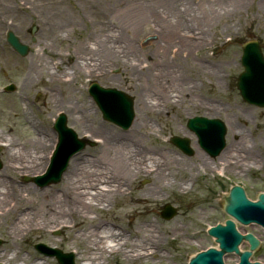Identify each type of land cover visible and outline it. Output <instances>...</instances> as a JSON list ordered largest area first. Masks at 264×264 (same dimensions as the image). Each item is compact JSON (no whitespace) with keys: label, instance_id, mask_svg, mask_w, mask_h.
Wrapping results in <instances>:
<instances>
[{"label":"rangeland","instance_id":"obj_1","mask_svg":"<svg viewBox=\"0 0 264 264\" xmlns=\"http://www.w3.org/2000/svg\"><path fill=\"white\" fill-rule=\"evenodd\" d=\"M134 1L136 0H0V139H7L11 147L15 145L14 141H17L16 144L28 146L25 142L37 138L36 128L41 126L50 134H45L46 140L55 136L57 141L58 135L53 125L59 111L64 110L68 125L75 129L80 138L87 137L90 141L77 153H100V132L81 130L79 124L71 121L68 104L73 103L77 108L88 107L86 117L89 125L127 133L131 126L124 129L102 117L101 110L89 94L90 84L95 81L102 86L116 87L130 94L135 100L136 120L139 115L138 93L145 91L143 88L147 86L145 80L135 76L142 75L141 69L162 65L167 70L166 74L183 77L187 81L186 87L189 88H184L186 93L180 90L182 94L178 91L171 92L170 99L154 95V100H150L151 105L156 102L161 112H145V125L137 133L146 146L171 151L183 160L181 169H173V174L181 185L164 188L160 197L148 198L138 203L140 201L137 197L144 193L143 188L153 181L152 176L139 174L126 187L128 191L113 199L106 209L88 211L82 219H75L74 216H54L49 219L44 214L35 212L36 220L33 223L39 222L40 226L34 227L36 224L30 225L33 223L27 222L18 230L11 229L22 211L16 204L10 212L0 215V239L3 241L0 244V251H3L0 253V261H5V264H59L55 257L40 253L35 248L38 243L56 245L65 252L72 251L75 264H82L76 252L81 250L83 244L73 240L80 232L107 224L124 232L126 237H129V231L132 240H136L135 230L142 227L144 224L141 223L145 221L154 222V229L157 230L155 234H160L162 238L161 243L150 242L152 250H158V253L144 260L130 258L120 252L106 256L98 263L189 264L191 255H195L199 249L217 246L215 239L208 234V229L212 224L225 222L230 217L224 210L222 194L227 187L232 183H241L251 199H256L259 192L264 190V110L245 102L237 88L238 76L244 69L241 63L243 44L251 39H258L264 44V7H260L264 6V0H247L241 12L224 13L215 17L208 29L206 28L207 40L200 48L186 52L180 51V45L174 46L170 39L161 41L169 51H159L157 42L160 40L161 27L155 21H150L148 27L141 22L137 26L127 25V29L123 26L120 31L122 8ZM200 1L177 0L179 3L176 5L181 8L182 3L188 2L191 8L190 17L197 12V3ZM39 7H42V12ZM161 11L166 19H171L168 10L161 8ZM33 27H36L35 31ZM8 29H13L23 42L30 45L27 56H20L6 41ZM181 32L189 38L199 36L197 26L190 22ZM103 34L112 39L115 51L121 56L120 59L109 61L107 71L110 75L105 77L104 72L98 68L101 65L96 67L91 62L83 66L84 71L80 75L72 72L68 63L77 57V46L85 41L91 43ZM124 41L128 45L132 44L133 53L128 58H123L122 49L118 48ZM95 45L91 46L96 50L99 47ZM34 54H39L42 61L49 63L52 70L58 73L57 79L50 84V75L44 74L43 80L35 77L34 82L22 87L28 68L35 64ZM158 61L160 64L154 65ZM11 83L15 85V89L12 92L4 91V86ZM52 93H57V99L52 97ZM195 115L220 118L225 122L227 149L224 148L222 152L225 151L224 154L229 156L227 150L231 149L233 157L222 159V152L212 157L199 145L197 135L187 126V120ZM231 130L234 132L232 135ZM174 135L190 138L193 155L185 154L171 142L170 138ZM243 142L251 148L248 149L250 155L245 152L247 148ZM37 147L34 146V155L40 150ZM54 148L55 144L52 145L51 154ZM46 151L47 149L37 154L42 156ZM199 151L207 158L206 166L198 158ZM6 154V149L0 147L2 164L7 162ZM234 157L246 160L242 165L239 164L240 161H233ZM226 162L230 164L229 167ZM248 162L253 164L248 165ZM14 163L20 166L21 161L16 159ZM45 170L36 175L45 173ZM31 176L33 175L15 173L13 180L18 189L36 188V195L28 196L29 203L26 204L36 211L43 203L41 189L44 187L38 186L30 178L25 180ZM61 181L62 179L45 188H56ZM101 187L106 186L101 183ZM3 203H7V200L0 203L1 207ZM166 203L179 209L178 214L170 220L160 215ZM45 220L47 229L42 228ZM70 220L77 222V225L57 226L61 229L58 235L49 231V228H55V222ZM237 224L240 231L249 230L259 237L261 245L251 259L256 258L264 264L263 227L257 224ZM243 247H249L248 243L245 242L241 248ZM13 255L16 257L12 258ZM233 261H238L235 253L225 256L227 264Z\"/></svg>","mask_w":264,"mask_h":264},{"label":"bare ground","instance_id":"obj_2","mask_svg":"<svg viewBox=\"0 0 264 264\" xmlns=\"http://www.w3.org/2000/svg\"><path fill=\"white\" fill-rule=\"evenodd\" d=\"M246 1L201 0L197 3V12L189 17L191 8L188 2L182 3L180 5L181 8H179L176 5L179 3L177 0H151L149 2L136 0L126 4L122 8V22H120L119 30H123L124 27L127 29V25L129 27L133 25L137 26L140 22L148 27L150 21H155L161 27L160 40L157 42L159 51H169L161 43L162 40L169 39L172 40L174 46L180 45V48H178L180 51H191L200 48L201 44L207 40V29L215 17L222 16L224 13L241 12L246 5ZM260 7L263 9L262 7L264 6L261 5ZM161 8L171 13V19H166L161 14ZM40 9L42 7H39ZM40 11L42 12V10ZM135 17L136 19H134ZM188 22L191 25L197 26L199 31L197 38H189L184 32H181ZM115 42L119 41L115 40ZM92 44H96L95 46L99 48L95 50L91 46ZM112 44V39L105 37L104 34L93 39L91 43L88 41L81 42L75 51L77 57L71 63H68L71 65L72 72L80 75L84 71L83 66L91 62L96 67L100 64L101 67H98L100 71L104 72L105 75H103L105 77L109 76L110 74L107 71L109 61L120 59L121 57H119V54L115 51L116 47ZM118 48L122 49L123 58H128L133 53L132 44L128 45L125 41ZM41 59L42 57L39 54H34L33 60L35 64H32L28 68V75L22 87L27 86L29 82H34L36 80L35 77L40 78V81L43 80L44 74L50 75L48 80L50 84L57 79L58 73L52 70L48 62ZM93 61L96 63H93ZM158 63L160 64L158 61L154 65H158ZM166 71L165 67L159 65L155 68L141 69L142 75L135 76L137 79L145 80L146 85H144L147 88L144 87L143 90L145 91L138 93L139 115L136 120L134 119L127 133L116 132L113 128H96L93 125H89L86 117L88 107L82 106L81 108H77L73 103L68 104L70 119L72 122L79 124L81 130H89L92 133L100 132L99 134L102 136L101 151L95 154H91L90 151L74 154L70 159L68 168L62 174L60 185L56 188L44 187L41 189L43 203L40 205L41 208L39 210L33 211L26 205L29 203L28 196L36 195V188H33V190L27 189V187L18 189L15 180H13V175L15 173L34 175L40 171L42 172L48 165L52 145H54L56 140L55 136L53 139L46 140L47 135L50 134L39 126L36 128L38 133L37 138L33 140L29 139L25 142V144H29L28 146L16 144L17 141H14L15 145L11 147V143L7 139H0V147L5 148L7 152V162L0 169V203L6 200L7 203H3L2 207L0 206V215L8 213L7 211L10 212L16 204L18 205L17 208H22L11 229L18 230L27 222H35V212L40 215L44 214L49 219L54 216H61V218L74 216L75 219H82L88 211L106 209L113 199L119 195H124L128 191L126 187L139 174L150 175L153 177V181L143 188L144 193L137 197V200L140 201L138 203H142L141 201H146L148 198L160 197L164 188L181 185V182L175 178L173 169L174 167L181 169L183 160L175 156L171 151L146 146L142 143V139L137 133L145 125V112H161V108L156 105V102L151 105L150 100H154V95L158 94V96H166L170 99L171 92L178 91L182 94V92L186 93L187 91L184 88H189L186 87L187 81L183 77H174L166 74ZM52 97L57 99V93H52ZM45 134H47L46 137ZM232 134H234L233 130H231ZM243 145L247 148V151H245L247 155H250V150L248 151V149L251 148L247 147L246 142H243ZM34 146H38L37 148H40L39 151L41 152L45 149L47 151L42 156H38L37 153L39 151L34 155L36 150ZM230 150H227L230 154L229 156L227 155L228 158L232 156ZM224 153L225 151L222 152L221 158L226 160L227 156ZM251 153L253 154L254 152ZM198 158L205 166L208 164L206 156L200 151ZM16 159L21 161L20 166H16L14 163ZM229 159L227 160L229 161ZM233 159L235 162L240 161L241 163L239 164L242 165L246 160L237 159L236 157ZM248 163V165L253 164V162ZM226 165L230 166L227 162ZM101 183H104L106 187H101ZM52 189L55 190L52 192ZM92 190H95V192ZM136 213L139 214L138 211ZM47 220H45L42 226L44 229H47ZM34 224H36L34 226L36 227L40 226L41 223L36 222L30 225ZM141 224L144 225L135 230L137 234L136 240H132L129 231L127 233L129 237H126L124 232L107 226V224H105L106 226H95L83 230L77 238L74 237L73 239L83 244L81 250L76 252L78 253L77 258L82 264H99L98 262L102 258L123 252L124 255L130 258L149 259L151 255L159 252L158 250H152L150 242L154 241L155 244L161 243L162 238L160 234H155L157 230L154 229V222L145 221V223ZM60 225L74 227L77 225V222L71 220L68 222H55V226L60 227ZM49 229V231H52L53 227ZM23 231H27V229H23ZM177 231L178 229L175 232ZM2 252L0 251V253ZM16 256L13 255L12 258ZM35 262H38V260Z\"/></svg>","mask_w":264,"mask_h":264},{"label":"water","instance_id":"obj_3","mask_svg":"<svg viewBox=\"0 0 264 264\" xmlns=\"http://www.w3.org/2000/svg\"><path fill=\"white\" fill-rule=\"evenodd\" d=\"M7 40L20 55L25 56L29 53V45L23 43L12 30L8 31ZM242 64L245 69L240 74L237 83L242 97L249 103L264 106V55L258 42L251 41L243 46ZM13 89H15L13 84L7 87V90ZM89 91L100 107L105 119L116 123L124 129L131 126L135 113L134 99L130 95L114 87H103L98 83H93ZM188 127L198 135L200 145L211 156L219 155L224 149L227 127L221 119L195 116L189 118ZM55 128L59 132V143L48 172L32 178L40 186L59 182L71 156L86 146V141L79 139L74 129L67 125V118L64 114L58 118ZM171 141L188 155L194 153L188 137L173 136ZM1 166L2 163L0 161ZM232 185L234 186L231 188ZM261 192H264V190L259 192L258 200L253 201L248 198L241 183H232L222 193L226 212L243 224L256 222L264 227V193ZM228 193L229 195L226 196ZM225 196L227 197L226 205ZM176 214L177 208L171 204H166L161 212V215L167 219L172 218ZM248 232L251 231L248 230ZM209 234L216 237V241L220 244V250L209 248L202 251L191 259L190 264H225L223 257L225 253L229 252H236L240 255L238 264L263 263L262 261H260L262 263L249 261L252 251L259 246L260 240L252 233L244 235L239 232L232 219H228L226 225L218 224L211 227ZM244 239L249 241L250 250L241 252L239 245ZM243 249H248V247H243ZM201 250L199 249L198 251ZM49 254H56L60 264H75L72 253L64 254L60 250H55ZM254 260L258 259L255 258ZM235 263L233 261L231 264Z\"/></svg>","mask_w":264,"mask_h":264},{"label":"flooded vegetation","instance_id":"obj_4","mask_svg":"<svg viewBox=\"0 0 264 264\" xmlns=\"http://www.w3.org/2000/svg\"><path fill=\"white\" fill-rule=\"evenodd\" d=\"M263 44V43H262ZM256 107V106H255ZM260 109H263L264 110V108H260ZM35 248H36V245H35Z\"/></svg>","mask_w":264,"mask_h":264}]
</instances>
